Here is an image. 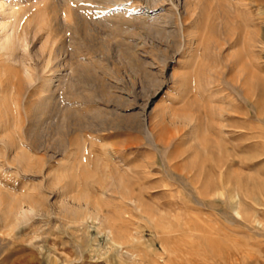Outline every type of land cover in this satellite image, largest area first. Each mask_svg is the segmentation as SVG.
<instances>
[{
    "label": "rangeland",
    "instance_id": "374dc122",
    "mask_svg": "<svg viewBox=\"0 0 264 264\" xmlns=\"http://www.w3.org/2000/svg\"><path fill=\"white\" fill-rule=\"evenodd\" d=\"M5 1L0 264H264V0Z\"/></svg>",
    "mask_w": 264,
    "mask_h": 264
},
{
    "label": "bare ground",
    "instance_id": "6f19581e",
    "mask_svg": "<svg viewBox=\"0 0 264 264\" xmlns=\"http://www.w3.org/2000/svg\"><path fill=\"white\" fill-rule=\"evenodd\" d=\"M12 3V2H11ZM14 3V2H13ZM8 4L5 0H1L0 1V50H7L8 52V56L14 60H17V55H16V51L18 48L21 47V43H23L21 41V39H19V37L17 36L18 31L16 32V28H15V22L14 21H10L11 17L17 15V4L16 6L14 4ZM64 18V17H63ZM21 38V37H20ZM24 40V39H23ZM229 58V57H228ZM24 60V59H23ZM210 60V59H209ZM18 61V60H17ZM15 62V61H14ZM249 62V61H248ZM25 74H28L29 76V71L28 69L25 71ZM250 75V74H249ZM30 77V76H29ZM52 78V77H51ZM248 78V76H247ZM29 79V78H28ZM30 80V79H29ZM233 80V79H232ZM249 80V79H248ZM251 80V79H250ZM46 81V80H45ZM210 81V79H209ZM261 81V80H259ZM185 82V81H184ZM213 82V81H212ZM217 82V81H216ZM252 82V81H251ZM211 83V82H210ZM32 84V83H31ZM239 86V85H237ZM261 87V86H260ZM210 88V85H209ZM250 88V87H249ZM20 91V90H19ZM52 92V91H51ZM257 94V93H255ZM1 95V94H0ZM264 95V83H262V87L260 88V93H259V98L260 96ZM221 96V95H220ZM209 98V97H208ZM246 102H249L250 104V108L249 109H240V113H243L247 116L246 120L247 121H252L256 116H258V118L260 119V111L258 110V107L260 106V102L257 101H253L252 98L247 97L246 98ZM6 104V103H5ZM256 108L258 110V114H256L254 112V108ZM242 108V107H241ZM239 110V109H238ZM224 112V111H223ZM8 114V113H7ZM189 118V117H188ZM222 120V119H221ZM223 121V120H222ZM225 122V120H224ZM9 123V122H8ZM5 126V124H4ZM222 126H225V123H222ZM4 129V128H3ZM251 129V128H250ZM15 133V132H14ZM29 133V132H28ZM6 137L10 138V134H8V132L6 131V133L4 134ZM13 139V138H12ZM7 140V139H6ZM10 140V139H9ZM10 142V141H9ZM14 143V142H11ZM70 143V142H69ZM10 150L13 156H8L7 158V162L8 165H12L10 163H15L18 162L19 164H21L22 166L26 164V162H28L29 157H28V151L25 149V145L23 142H20L19 145H9ZM70 147V146H69ZM6 156V157H7ZM5 158V157H4ZM2 160V159H1ZM3 161V160H2ZM2 161H0V178L1 177H7L8 173L10 171L9 168H7L6 164L3 163ZM6 161V160H5ZM4 161V162H5ZM30 162V161H29ZM1 182H0V187H1ZM7 185V184H6ZM5 185V186H6ZM4 186V187H5ZM8 186V185H7ZM10 187V186H8ZM7 187V188H8ZM12 187V186H11ZM1 189V188H0ZM6 189V188H5ZM10 189V188H9ZM12 189V188H11ZM7 190V189H6ZM5 190V191H6ZM14 190V189H13ZM12 190V191H13ZM11 191V192H12ZM14 194V193H13ZM26 195V194H25ZM24 194L22 196H25ZM29 195V194H27ZM26 195V197H27ZM29 197V196H28ZM25 198V197H24ZM4 199V198H3ZM5 199L9 201V203H6L8 205L7 206V210L4 211L3 216L6 217L9 220V217H12L14 219V221L17 223V225L22 224L24 221H26L27 219H29L31 216L33 215H38L37 213V208L34 204H26L25 199H16L15 195L13 196L10 191L5 193ZM74 199V198H73ZM83 199H85L83 197ZM16 200V205L13 206V201ZM7 201V202H8ZM89 201V200H88ZM84 202L83 206L86 211L91 212V206L89 202ZM3 202V201H1ZM4 202H6L4 200ZM71 202V201H70ZM67 204H70L69 202H67ZM3 205V204H2ZM4 205V206H5ZM82 206V207H83ZM3 208V207H2ZM80 208V207H79ZM0 212H1V208H0ZM1 214V213H0ZM40 214V213H39ZM0 217H2L0 215ZM1 220V218H0ZM10 221V220H9ZM12 221V220H11ZM4 223V222H3ZM11 223V222H10ZM14 223V222H13Z\"/></svg>",
    "mask_w": 264,
    "mask_h": 264
}]
</instances>
